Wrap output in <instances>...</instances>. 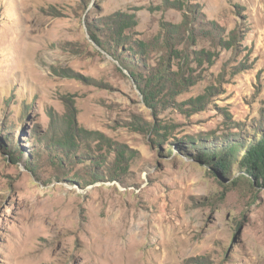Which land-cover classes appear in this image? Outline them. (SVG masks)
<instances>
[{
  "label": "rangeland",
  "instance_id": "374dc122",
  "mask_svg": "<svg viewBox=\"0 0 264 264\" xmlns=\"http://www.w3.org/2000/svg\"><path fill=\"white\" fill-rule=\"evenodd\" d=\"M262 134L264 0H0V264H264Z\"/></svg>",
  "mask_w": 264,
  "mask_h": 264
},
{
  "label": "trees",
  "instance_id": "16d2710c",
  "mask_svg": "<svg viewBox=\"0 0 264 264\" xmlns=\"http://www.w3.org/2000/svg\"><path fill=\"white\" fill-rule=\"evenodd\" d=\"M196 158L199 161L210 162L215 174L223 176V182L228 181L230 185L243 182L254 187L259 181L264 182V134L248 146L240 143L236 150L231 148L224 150L219 146H213L208 151L198 152ZM234 164L238 165L241 173L230 178L231 167Z\"/></svg>",
  "mask_w": 264,
  "mask_h": 264
}]
</instances>
